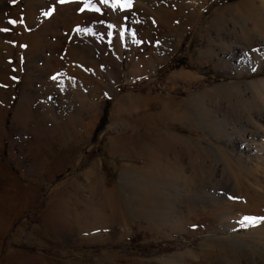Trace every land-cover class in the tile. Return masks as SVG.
Masks as SVG:
<instances>
[{"label":"rangeland","instance_id":"obj_1","mask_svg":"<svg viewBox=\"0 0 264 264\" xmlns=\"http://www.w3.org/2000/svg\"><path fill=\"white\" fill-rule=\"evenodd\" d=\"M13 7L0 264H240L243 239L264 255L225 222L264 203V0Z\"/></svg>","mask_w":264,"mask_h":264},{"label":"bare ground","instance_id":"obj_2","mask_svg":"<svg viewBox=\"0 0 264 264\" xmlns=\"http://www.w3.org/2000/svg\"><path fill=\"white\" fill-rule=\"evenodd\" d=\"M16 1L17 0H0V25L6 26L8 29L11 28L13 25H16L15 23L14 24L10 23V21H13V18L16 16L17 11L13 7V3H15ZM73 1L76 4H78V2L80 0H73ZM92 3H94V1ZM119 3H120V1H119ZM16 114H18V112H16ZM250 116L251 115H249L248 118L246 119V121L250 124V132L248 131V133L251 134V138H255L257 135H259L262 132V130H261L262 128H260L259 127L260 124H257L255 122L256 120L253 121L254 118L252 119ZM257 117H259V116H257ZM262 118L264 119V115L262 116ZM252 141L254 142V140H252ZM249 147H250V149H253L255 152H257L259 149H264V143H261V144L251 143ZM234 194H236V193H234ZM253 195H252L253 199L251 200V198H250L251 196L248 195V193H247L244 197L245 201H242L240 203V205L236 204L238 206V209L243 210L244 213H242V215H240L237 219L228 218V220L225 221L226 222V228H228L229 230H231V231L243 230L244 233L242 234V237L243 236L249 237V236H252L254 234L264 235V208H263L264 203L261 200H260L261 202L258 203V199L256 202L254 200V197H256V196H253ZM236 210H237V207H236ZM259 242H260V240H259ZM248 243H250V241L248 242V240H245V239H243L241 241H234L235 246L237 245L240 248L239 250H241V252H243L245 254V255H243V258H242L240 264H256L257 263V261H255L256 255H259L261 257V262L264 263V255L260 254L259 253L260 251L256 250V248H254V247L252 248V246H250V244H248ZM262 244H263V242H262ZM238 247H237V249H238Z\"/></svg>","mask_w":264,"mask_h":264},{"label":"snow or ice","instance_id":"obj_3","mask_svg":"<svg viewBox=\"0 0 264 264\" xmlns=\"http://www.w3.org/2000/svg\"><path fill=\"white\" fill-rule=\"evenodd\" d=\"M61 2H63V0H61ZM105 2H106V0H105ZM50 13H45V15H49ZM10 23H16V21H10Z\"/></svg>","mask_w":264,"mask_h":264}]
</instances>
